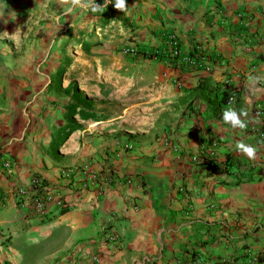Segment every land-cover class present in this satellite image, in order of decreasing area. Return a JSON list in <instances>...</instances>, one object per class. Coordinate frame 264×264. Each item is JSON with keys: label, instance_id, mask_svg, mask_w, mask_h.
I'll use <instances>...</instances> for the list:
<instances>
[{"label": "crops", "instance_id": "obj_1", "mask_svg": "<svg viewBox=\"0 0 264 264\" xmlns=\"http://www.w3.org/2000/svg\"><path fill=\"white\" fill-rule=\"evenodd\" d=\"M127 5L0 0V264H264V0Z\"/></svg>", "mask_w": 264, "mask_h": 264}, {"label": "built area", "instance_id": "obj_2", "mask_svg": "<svg viewBox=\"0 0 264 264\" xmlns=\"http://www.w3.org/2000/svg\"><path fill=\"white\" fill-rule=\"evenodd\" d=\"M170 44L172 46L173 54H177V40L174 34H171L169 37ZM160 51L156 50L153 52L152 56L158 55ZM191 59V58H189ZM235 94L233 93L228 102L233 101ZM2 167L7 171L8 174L12 172V162L10 159L5 158L2 162ZM222 166L214 165L213 168L220 169ZM69 170H63L62 173L68 175ZM94 182L95 178H91ZM15 193L18 196V203L20 205L29 206L36 216L41 218L47 217L48 204L51 203L55 206V210H61L67 206V202L64 200L62 193L52 188L45 180L38 176H33L30 179L28 185H21L15 188ZM104 236L107 240L114 241L117 239V235L110 231H105ZM92 264H98V257L93 258Z\"/></svg>", "mask_w": 264, "mask_h": 264}, {"label": "clouds", "instance_id": "obj_3", "mask_svg": "<svg viewBox=\"0 0 264 264\" xmlns=\"http://www.w3.org/2000/svg\"><path fill=\"white\" fill-rule=\"evenodd\" d=\"M59 3L61 5H71L70 7L66 8L67 13H71L73 11V8L77 6L90 8L92 12H97L101 11L105 6L107 7L108 0H106V3L103 7L96 3V0H59ZM115 8L126 13V10L128 8L127 0H115ZM0 16L3 15L0 14ZM243 115H247V113H243ZM223 120L225 121V123L231 122L233 128L239 127L243 129L246 127L245 123L240 119L235 110L225 111ZM236 147L241 152L246 154L249 158H255L256 149L254 147L246 145L242 142L237 143Z\"/></svg>", "mask_w": 264, "mask_h": 264}, {"label": "trees", "instance_id": "obj_4", "mask_svg": "<svg viewBox=\"0 0 264 264\" xmlns=\"http://www.w3.org/2000/svg\"><path fill=\"white\" fill-rule=\"evenodd\" d=\"M172 46H171V50H172ZM224 90V97L222 98L223 101L228 102L229 97L234 93H236L234 90H227L226 88L223 89ZM73 128H69L67 130V133L70 132ZM214 165H218V166H222L219 170V172L223 173V174H228L230 175L231 173V169L232 168H239L240 165L232 160L227 159L226 161L222 162V163H217V162H213L209 164V167H213ZM261 172V171H259ZM253 175V172L249 171V175L248 176H244L242 178H236V179H232L230 182L231 184H240L243 183L245 181H249L251 180V176ZM66 207L62 208L60 211L65 210Z\"/></svg>", "mask_w": 264, "mask_h": 264}]
</instances>
